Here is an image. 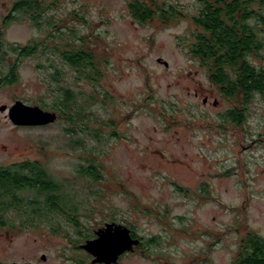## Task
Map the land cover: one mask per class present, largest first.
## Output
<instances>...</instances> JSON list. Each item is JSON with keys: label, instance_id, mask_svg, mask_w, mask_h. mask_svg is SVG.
<instances>
[{"label": "rangeland", "instance_id": "374dc122", "mask_svg": "<svg viewBox=\"0 0 264 264\" xmlns=\"http://www.w3.org/2000/svg\"><path fill=\"white\" fill-rule=\"evenodd\" d=\"M42 1L53 7L38 25L18 11L5 23L15 0H0V108L52 103L58 86L86 107L77 134L64 119L17 126L0 109V166L39 161L63 184L51 194L19 191L20 205L2 206L0 220L15 227L0 223V264H77L74 243L107 222L143 239L122 264H234L246 235L264 238V94L241 122L227 120L235 103L190 51L203 2L145 0L176 10L165 24L135 19L131 0ZM31 44L29 56L12 48ZM83 46L100 59L94 79L93 68H73L61 53ZM259 54L252 60L262 67L264 47ZM12 67L17 81L5 84ZM92 167L99 178L84 171ZM53 196L65 205L50 212Z\"/></svg>", "mask_w": 264, "mask_h": 264}, {"label": "trees", "instance_id": "16d2710c", "mask_svg": "<svg viewBox=\"0 0 264 264\" xmlns=\"http://www.w3.org/2000/svg\"><path fill=\"white\" fill-rule=\"evenodd\" d=\"M204 4L199 15L194 17L197 25L194 37L196 40L191 45L192 56L197 59L201 67L208 71L209 79L218 88L223 97L235 105L230 109L227 120L234 123L241 122L244 118V107L255 99L256 94H264V66L254 65L252 58L260 57L259 51L264 47V0H201ZM157 5H147L145 0H131L129 7L135 19L140 22L159 18L165 24H170L177 19L178 13L175 9L155 8ZM53 6L42 0H15L13 13L5 23L15 19V13L30 14L35 24H40L42 12H46ZM263 35V36H262ZM2 42L0 41V49ZM22 55L29 56L36 52L37 47L27 45L19 49ZM64 60L69 62L71 67L80 68L90 66L93 74L87 75L93 78L100 74L98 67L100 59L84 46L69 51H61ZM2 59L4 57L2 56ZM17 69L11 68L10 76L5 84H13L17 81ZM51 83L61 82V71L55 69L51 72ZM54 97L52 103L39 101L46 110L57 111L60 119L73 123L70 132L77 134L76 126L85 112L86 105L82 106L77 93L69 86L52 87L50 90ZM75 123V124H74ZM52 125V124H51ZM96 132V131H94ZM74 136V135H73ZM72 136V137H73ZM74 146L79 145L78 140H73ZM90 175L99 178L95 167L84 169ZM82 173H85V172ZM63 184L53 180L46 168L39 161L27 160L22 163L7 167L0 166V211L2 206L20 205L22 198L18 196L19 191L37 190L40 193L51 194L60 190ZM9 201L5 203L4 200ZM62 201V204H61ZM55 199L54 196L48 199L45 204L55 207L48 208V211H56L65 201ZM6 210V209H5ZM40 211H43L40 209ZM38 210L35 211L37 213ZM3 217H0V219ZM2 226L11 224L0 220ZM13 226V225H11ZM15 227V226H13ZM240 252L234 264H264V238L250 233L243 239Z\"/></svg>", "mask_w": 264, "mask_h": 264}, {"label": "water", "instance_id": "95a60500", "mask_svg": "<svg viewBox=\"0 0 264 264\" xmlns=\"http://www.w3.org/2000/svg\"><path fill=\"white\" fill-rule=\"evenodd\" d=\"M161 60V59H160ZM168 65V62H165ZM1 111H8L10 120L17 126L39 127L54 124L59 119L57 111L46 110L40 105H30L22 100H17L12 106L4 105ZM131 229L124 224L106 223V227L99 229L97 238L89 240L83 245L96 256L95 261H103L111 264L118 256L135 245L140 244L139 238H133ZM42 259L47 260L43 255ZM8 264H34L31 262H12Z\"/></svg>", "mask_w": 264, "mask_h": 264}, {"label": "flooded vegetation", "instance_id": "af4514ba", "mask_svg": "<svg viewBox=\"0 0 264 264\" xmlns=\"http://www.w3.org/2000/svg\"><path fill=\"white\" fill-rule=\"evenodd\" d=\"M3 167V166H2ZM6 167V166H5ZM108 223V222H107ZM114 223V222H113ZM116 223V222H115ZM130 229H131V233L130 234H132V237L133 238H139V239H141V242H140V244H138V245H135L134 246V248L132 249V250H128V251H126V252H124V253H122V254H120L119 256H118V258H116V260L115 261H112V263L111 264H122V262H123V259L126 257V256H128V255H130V254H132V253H134V252H136V251H140V250H142L144 247L143 246H141V245H143L142 243H143V239L141 238V237H138L137 235H135L134 234V231H133V229L131 228V227H129ZM96 232H97V230H96ZM82 237H83V235H82ZM84 237H86V239H84ZM83 237V240H86L85 241V243L83 242V241H81L80 243L79 242H77V243H74V250H75V252L76 253H81L82 254V257L81 258H74L73 260L77 263V264H107L106 262H104V260L103 261H95V259H96V256H94V254L92 253V252H90V251H88L86 248H84V246L83 245H85V244H87V242L89 241V240H92V239H95V238H97L98 237V235L95 233V236H91V237H89L88 238V235H86V236H84ZM42 261H44V260H42ZM1 263V262H0ZM31 263H34V264H41V263H36V262H31Z\"/></svg>", "mask_w": 264, "mask_h": 264}]
</instances>
